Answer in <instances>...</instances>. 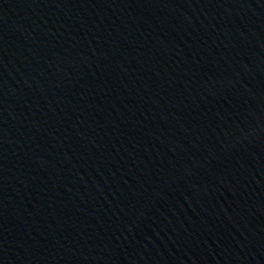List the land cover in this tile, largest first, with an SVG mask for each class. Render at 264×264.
I'll return each instance as SVG.
<instances>
[{
    "label": "water",
    "instance_id": "obj_1",
    "mask_svg": "<svg viewBox=\"0 0 264 264\" xmlns=\"http://www.w3.org/2000/svg\"><path fill=\"white\" fill-rule=\"evenodd\" d=\"M0 264H264V0H0Z\"/></svg>",
    "mask_w": 264,
    "mask_h": 264
}]
</instances>
